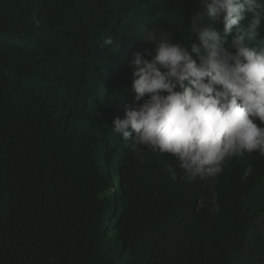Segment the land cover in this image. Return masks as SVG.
<instances>
[{
    "label": "trees",
    "instance_id": "obj_1",
    "mask_svg": "<svg viewBox=\"0 0 264 264\" xmlns=\"http://www.w3.org/2000/svg\"><path fill=\"white\" fill-rule=\"evenodd\" d=\"M195 7L0 0V264H264V156L188 183L111 129L142 102L127 61L151 45L134 34L186 40Z\"/></svg>",
    "mask_w": 264,
    "mask_h": 264
},
{
    "label": "clouds",
    "instance_id": "obj_2",
    "mask_svg": "<svg viewBox=\"0 0 264 264\" xmlns=\"http://www.w3.org/2000/svg\"><path fill=\"white\" fill-rule=\"evenodd\" d=\"M195 5L186 40L144 25L134 34L151 45L127 61L134 101L142 102L126 107L111 128L138 153L174 157L188 183L219 176L245 153L264 156V0ZM103 45L120 49L112 36ZM168 170L175 179L171 164ZM252 171L247 165L241 178Z\"/></svg>",
    "mask_w": 264,
    "mask_h": 264
}]
</instances>
